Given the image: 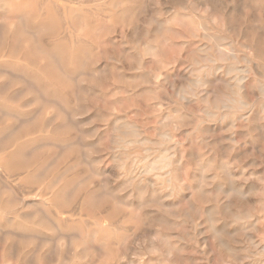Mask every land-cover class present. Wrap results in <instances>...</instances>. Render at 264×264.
Returning a JSON list of instances; mask_svg holds the SVG:
<instances>
[{"label":"rangeland","instance_id":"374dc122","mask_svg":"<svg viewBox=\"0 0 264 264\" xmlns=\"http://www.w3.org/2000/svg\"><path fill=\"white\" fill-rule=\"evenodd\" d=\"M97 1L0 0V264H264V0Z\"/></svg>","mask_w":264,"mask_h":264},{"label":"bare ground","instance_id":"6f19581e","mask_svg":"<svg viewBox=\"0 0 264 264\" xmlns=\"http://www.w3.org/2000/svg\"><path fill=\"white\" fill-rule=\"evenodd\" d=\"M23 1H24V0H23ZM72 1H73V0H72ZM94 1H95V0H94ZM96 1H97V0H96ZM99 1H100V0H99ZM101 1H102V0H101ZM105 1H106V0H105ZM134 1H135V0H134ZM147 1H148V0H147ZM149 1H150V0H149ZM195 1H196V0H195ZM25 2H26V1H25ZM36 2H38V1H36ZM45 2H46V1H45ZM76 2H77V1H76ZM76 2H75V3H76ZM97 2H98V1H97ZM145 2H146V1H145ZM160 2H161V1H160ZM48 3H49V1H48ZM52 3H53V0H52ZM73 3H74V2H73ZM95 3H96V2H95ZM185 3H186V2H185ZM207 3H208V2H207ZM236 3H237V2H236ZM35 4H36V3H35ZM37 4H39V3H37ZM41 4H42V3H41ZM50 4H51V3H50ZM71 4H72V3H71ZM83 4H85V3H83ZM125 4H126V3L123 1V5H124V6H125ZM143 4H145V3H143ZM182 4H183V2H182ZM199 4H200V3H199ZM219 4H220V3H219ZM23 5H24V4H23ZM54 5H55V4H54ZM72 5H73V4H72ZM105 5H106V4H105ZM123 5H122V6H123ZM169 5H170V4H169ZM193 5H194V4H193ZM24 6H25V5H24ZM43 6H44V5H43ZM43 6H42V7H43ZM133 6H134V5H133ZM216 6H217V5H216ZM224 6H225V5H224ZM38 7H39V6H38ZM77 7H78V6H77ZM129 7H130V6H129ZM51 8H52V7H51ZM62 8H63V7H62ZM68 8H69V5H68ZM208 8H209V7H208ZM214 8H215V7H214ZM214 8H213V9H214ZM40 9H41V8H40ZM46 9H47V8H46ZM71 9H72V8H71ZM100 9H101V8H100ZM100 9H99L98 11H100ZM123 9H124V8H123ZM125 9H126V8H125ZM209 9H210V8H209ZM31 10H32V9H31ZM41 10H42V9H41ZM64 10H65V12H66V9H64ZM101 10H102V9H101ZM120 10H121V9H120ZM139 10H140V9H139ZM170 10H171V9H170ZM224 10H225V8H224ZM28 11H29V10H28ZM95 11H97V10H95ZM141 11H142V10H141ZM185 11H187V10H185ZM217 11H218V10H217ZM39 12H40V10H39ZM122 12H123V11H122ZM29 13H31V12L29 11ZM46 13H47V12H46ZM62 13H63V15L65 14L64 12H61V16H62ZM66 13H67V12H66ZM92 13H93V12H92ZM2 14H3V13H2ZM4 14H5V13H4ZM13 14H14V12H13ZM16 14H17V13H16ZM19 14H20V13H19ZM57 14H58V13H57ZM94 14H95V13H94ZM119 14H120V13H119ZM129 14H130V13H129ZM134 14H135V13H134ZM142 14H143V13H142ZM0 15H1V14H0ZM5 15H6V14H5ZM5 15H3V17H4ZM14 15H15V14H14ZM47 15H48V14H47ZM47 15H46V16H47ZM49 15H50V14H49ZM66 15H67V14H66ZM81 15L83 16V13H82ZM81 15H79V17H81ZM24 16H25V15H24ZM94 16H95V15H94ZM119 16H120V15H119ZM122 16H123V15H122ZM124 16H125V15H124ZM142 16H143V15H142ZM17 17H18V16H17ZM47 17H48V16H47ZM67 17H68V16H66V18H67ZM106 17H107V16H106ZM157 17H158V16H157ZM176 17H177V16H176ZM18 18H19V17H18ZM45 18H46V17H45ZM52 18H53V17H52ZM62 18H64V16H63ZM84 18H85V17H84ZM110 18H111V17H110ZM117 18H118V16H117ZM121 18H122V17H121ZM144 18H145V17H144ZM9 19H10V17H9ZM14 19H15V18H14ZM49 19H51V18H49ZM80 19H81V18H80ZM85 19H86V18H85ZM137 19H138V18H137ZM140 19H141V18H140ZM140 19H139V20H140ZM146 19H147V18H146ZM2 20H3V19H2ZM47 20H48V19H47ZM64 20H66V19L64 18ZM141 20H142V19H141ZM53 21H54V20H53ZM110 21H111V20H110ZM114 21H115V19H114ZM120 21H121V20H120ZM172 21H173V20H172ZM23 22H24V21H23ZM59 22H60V20H59ZM65 22H66V21H65ZM88 22H89V21H88ZM107 22H108V21H107ZM163 22L165 23L166 21L163 20ZM192 22H193V21H192ZM200 22H201V21H200ZM48 23H49V22H48ZM85 23H86V22H85ZM141 23H142V22H141ZM150 23H151V22H150ZM171 23H172V22H171ZM195 23H196V22H195ZM195 23H194V24H195ZM51 24H52V23H51ZM62 24H63V23H62ZM65 24H66V23H65ZM77 24H78V23H77ZM77 24H76V25H77ZM90 24H91V22H90ZM90 24H89V25H90ZM196 24H198V22H197ZM202 24H203V23H202ZM207 24H208V23H207ZM42 25H43V24H42ZM87 25H88V24H87ZM93 25H94V24H93ZM142 25H143V24H142ZM164 25H165V24H164ZM198 25H199V24H198ZM40 26H41V25H40ZM60 26H61V25H60ZM64 26H65V25H64ZM82 26H83V25H82ZM85 26H86V25H85ZM85 26H83V27H85ZM90 26H92V25H90ZM165 26H166V25H165ZM196 26H197V25H196ZM50 27H51V26H50ZM124 27H125V26H124ZM158 27H159V26H158V24H157V28H158ZM197 27H198V26H197ZM200 27H201V26H200ZM202 27H203V26H202ZM33 28H34V27H33ZM57 28H59V27H57ZM62 28H63V27H62ZM62 28H61V29H62ZM64 28H65V27H64ZM120 28H122V26H121ZM138 28H139V26H138ZM138 28H137V29H138ZM43 29H44V27H43ZM52 29H53V28H52ZM61 29H60V30H61ZM78 29H79V28H78ZM158 29H159V28H158ZM158 29H157V30H158ZM60 30H59V31H60ZM85 30H86V29H85ZM157 30H156V31H157ZM164 30H165V29H164ZM26 31H27V30H26ZM32 31H33V30H32ZM38 31H39V29H38ZM63 31H64V30H63ZM77 31H78V30H77ZM77 31H76V32H77ZM189 31H190V30H189ZM27 32H29V31H27ZM51 32H52V31H51ZM73 32H74V31H73ZM29 33H32V32H29ZM97 33H98V32H97ZM97 33H96V34H97ZM161 33H163V32L161 31ZM33 34H34V33H33ZM59 34H61V33L59 32ZM64 34H65V33H64ZM64 34H63V35H64ZM207 34H208V33H207ZM13 35H14V34H12V36H13ZM65 35H66V34H65ZM68 35H69V34H68ZM68 35H66V36H68ZM45 36H46V35H45ZM45 36H44V37H45ZM66 36H65V37H66ZM99 36H100V35H99ZM209 36H210V35H209ZM20 37H21V36H20ZM65 37H64V38H65ZM210 37H211V36H210ZM8 38H9V37H8ZM47 38H48V37H47ZM55 38H56V37H55ZM61 38H63V37H61ZM5 39H6V38H5ZM18 39H19V38H18ZM58 39H59V38H58ZM68 39H69V37H68ZM95 39H96V38H95ZM97 39H98V38H97ZM209 39H210V38H209ZM209 39H208V40H209ZM36 40H37V39H36ZM66 40H67V39H66ZM211 40H212V38L210 39V41H211ZM221 40H222V39H221ZM221 40H220V41H221ZM62 41H63V40H62ZM67 41H68V40H67ZM113 41H114V40H113ZM74 42H75V40H74ZM98 42H99V41H98ZM60 43H62V42H60ZM65 43H66V42H65ZM110 43H111V42H110ZM191 43H192V42H191ZM214 43H216V42H214ZM17 44H18V43H17ZM69 44H70V43H69ZM217 44H218V43H217ZM222 44H223V43H222ZM115 45H116V44H115ZM179 45H180V44H179ZM160 46H161V44H160ZM0 47H1V45H0ZM19 47H20V46H19ZM39 47H40V45H39ZM60 47H61V46H60ZM64 47H65V46H64ZM64 47H63V48H64ZM217 47H218V46H217ZM217 47H216V48H217ZM13 48H14V47H13ZM51 48H52V47H51ZM107 48H108V47H107ZM160 48H162V46H161ZM221 48H222V47H221ZM223 48H225V47H223ZM8 49H9V48H8ZM38 49H40V48H38ZM225 49H226V48H225ZM230 49H231V48H230ZM94 50H95V48H94ZM223 50H224V49H222L221 51H223ZM226 50H227V49H226ZM38 51H39V50H38ZM90 51H91V50H90ZM11 52H12V51H11ZM13 52H14V51H13ZM216 52H217V51H216ZM216 52H215V53H216ZM218 52H219V51H218ZM192 53H193V52H192ZM219 53H220V52H219ZM229 53H230V52H229ZM7 54H8V53H7ZM153 54H154V53H153ZM178 54H181V53H178ZM231 54H232V52H231ZM233 54H234V53H233ZM92 55H93V54H92ZM217 55H218V54H217ZM226 55H227V53H226ZM226 55H225V56H226ZM5 56H6V55H5ZM221 56H222V55H220V57H221ZM223 56H224V55H223ZM78 57H79V56H78ZM149 57H150V56H149ZM210 57H212V56L210 55ZM218 57H219V55H218ZM218 57H217V58H218ZM20 58H21V57H20ZM22 58H23V57H22ZM36 58H37V57H36ZM76 58H77V57H76ZM80 58H81V56H80ZM203 58H204V57H203ZM0 59H1V57H0ZM91 59H92V58H91ZM223 59H224V58H223ZM223 59H222V60H223ZM4 60H5V59H4ZM23 60H24V59H23ZM154 60H155V59H154ZM157 60H158V59H157ZM35 61H36V60H35ZM78 61H79V60H78ZM208 61H209V60H208ZM224 61H225V60H224ZM79 62H80V61H79ZM173 62H174V61H173ZM32 63H33V62H32ZM90 63H91V62H90ZM96 63H97V62H96ZM137 63H138V62H137ZM159 63L161 64V62H159ZM25 64H26V63H25ZM35 64H36V63H35ZM58 64H59V63H58ZM185 64H186V62H185ZM263 64H264V63H263ZM138 65H139V64H138ZM158 65H159V64H158ZM158 65H157V66H158ZM154 66H155V65H154ZM161 66H162V65H161ZM166 66H167V65H166ZM164 67H165V66H164ZM228 67H229V66H228ZM77 68H78V67H77ZM156 68H157V67H156ZM158 68H161V67H158ZM162 68H163V66H162ZM187 68H188V67H187ZM220 68H221V67H220ZM220 70H221V69H220ZM73 71H74V69H73ZM158 71H159V70H157V72H158ZM162 71H163V70H162ZM75 72H76V71H75ZM79 72H80V71H79ZM81 72H83V71H81ZM159 72H160V71H159ZM230 72H231V70H230ZM239 72H240V71H239ZM59 73H60V72H59ZM77 73H78V72H77ZM84 73H85V72H84ZM190 73H191V72H190ZM198 73H199V72H198ZM210 73H211V72H210ZM226 73H227V72H226ZM28 74H29V73H28ZM63 74H64V73H63ZM180 74H181V73H180ZM12 75H13V74H12ZM77 75H78V74H77ZM80 75H81V74H80ZM158 75H159V74H158ZM158 75H155V76H158ZM225 75H226V74H225ZM228 75H229V74H228ZM69 76H70V75H69ZM65 77H66V76H65ZM76 77H77V76H76ZM185 78H187V77H184V79H185ZM213 78H215V77H213ZM122 79H123V78H122ZM166 79H167V78H166ZM240 79H242V78H240ZM244 79H245V78H244ZM164 80H165V79H164ZM178 80H179V79H178ZM178 80H176V81H178ZM215 80H216V78H215ZM222 80H224V79H222ZM231 80H232V79H231ZM236 80H237V79H236ZM236 80H235V81H236ZM204 81H205V80H204ZM204 81H203V82H204ZM67 82H68V81H67ZM163 82H166V81H163ZM206 82H207V81H206ZM216 82H217V80H216ZM223 82H224V81H223ZM27 83H28V82H27ZM190 83H192V82L190 81ZM226 83H227V82H226ZM164 84H165V83H164ZM172 84H173V81H172ZM182 84H183V83H182ZM199 84H200V83H199ZM222 84H223V83H222ZM43 85H44V84H43ZM166 85H167V84H166ZM192 85L194 86V84H192ZM225 85H227V84H225ZM252 85H253V84H252ZM189 87H190V86H189ZM203 87H204V86H203ZM229 87H231V86L229 85ZM238 87H239V86H238ZM200 88H201V87H200ZM215 88H216V87H214V89H215ZM214 89H213V90H214ZM231 89H232V88H231ZM236 89H237V88H236ZM243 89H244V88H243ZM41 90H42V89H41ZM142 90H143V89H142ZM183 90H184V89H183ZM183 90H182V91H183ZM225 90H226V88H225ZM244 90H245V89H244ZM247 90H248V88H247ZM2 91H3V90H2ZM140 91H141V90H140ZM143 91H144V90H143ZM185 91H186V90H185ZM20 92H21V91H20ZM183 92H184V91H183ZM200 92H201V91H200ZM211 92H212V91H211ZM231 92H232V91H231ZM262 92H263V91H262ZM21 93H22V92H21ZM123 93H124V92H123ZM141 93H142V92H141ZM147 93H148V92H147ZM248 93H249V92H248ZM127 94H128V93H127ZM177 94H178V93H177ZM191 94H192V93H191ZM197 94H198V93H197ZM238 94H239V92H238ZM45 95H46V94H45ZM131 95H132V94H131ZM192 95H193V94H192ZM210 95H211V93H210ZM210 95H209V96H210ZM212 95H213V94H212ZM214 95H215V94H214ZM222 95H223V93H222ZM227 96H228V95H227ZM24 97H25V96H24ZM193 97H194V96H193ZM213 97H214V96H213ZM182 98H183V97H182ZM204 98H205V97H204ZM220 98H221V97H220ZM205 99H206V98H205ZM225 99H226V98H225ZM1 100H2V99H1ZM32 100H33V99H32ZM35 100H36V99H35ZM147 100H148V99H147ZM181 100H182V99H181ZM183 100H184V99H183ZM226 100H228V99H226ZM231 100H232V99H231ZM233 100H234V99H233ZM247 100H248V99H247ZM186 101H188V100H186ZM240 101H241V100H240ZM244 102H245V101H244ZM37 103H38V101H37ZM127 103H128V102H127ZM142 103H143V102H142ZM142 103H141V104H142ZM184 103H185V102H184ZM186 103H187V102H186ZM188 103H189V102H188ZM212 103H216V102L213 101ZM237 103H238V102H237ZM240 103H241V102H240ZM245 103H246V102H245ZM2 104H3V103H2ZM52 104H53V103H52ZM157 104H158V103H157ZM157 104H155V105H157ZM216 104H218V103H216ZM3 105L5 106V104H3ZM36 105H37V104H36ZM127 105H128V104H127ZM132 105H133V104H132ZM218 105H219V104H218ZM226 105H227V104H226ZM124 106H125V105H124ZM216 106H217V105H216ZM216 106H215V107H216ZM222 106H223V104H222ZM224 106H225V105H224ZM228 106H230V105H228ZM38 107H39V106H38ZM246 107H247V106H246ZM5 108H6V107H5ZM141 108H144V107L142 106ZM154 108H155V107H154ZM3 109H4V108H3ZM40 109H41V108H40ZM238 109H239V108H238ZM153 110H155V109H153ZM226 110H227V109H226ZM228 110H229V109H228ZM250 110H251V109H250ZM229 111H230V110H229ZM154 112H155V111H154ZM238 112H239V111H238ZM240 112H241V111H240ZM251 112H253V111H251ZM2 113H3V112H2ZM149 113H150V112H149ZM15 115H16V114H15ZM28 116H29V113H28ZM209 117H210V116H209ZM14 118H15V117H14ZM17 118H18V117H17ZM27 118H28V117H27ZM227 120H228V119H227ZM24 121H25V120H24ZM34 121H35V120H34ZM230 121H231V120H230ZM244 121H245V120H244ZM33 123H34V122H33ZM16 124H17V123H16ZM16 124H15V126H16ZM119 126H120V125H119ZM12 127H13V126H12ZM125 127H126V126H125ZM133 127H134V126H133ZM129 128H130V127H128V129H129ZM16 129H17V128H16ZM33 129H34V128H33ZM118 129H119V127H118ZM128 129H127V130H128ZM116 130H117V129H116ZM125 130H126V129H125ZM117 131H118V130H117ZM123 131H124V130H123ZM134 131H135V130H134ZM123 133H124V132H123ZM133 133H134V132H133ZM134 134H135V133H134ZM132 136H133V134H132ZM132 136H131V137H132ZM137 136H138V135H137ZM18 137H19V136H18ZM18 137H17V138H18ZM125 137H127V135H126ZM161 137H162V136H161ZM101 138H102V137H101ZM165 138L167 139L168 137H165ZM2 139H3V138H1V140H2ZM163 139H164V137H163ZM126 140H127V139H126ZM152 140H153V139H152ZM167 140H168V139H167ZM154 141H155V140H154ZM2 142H3V141H2ZM15 142H16V141H15ZM80 142H81V141H80ZM131 142H132V141H131ZM138 142H139V141H138ZM141 142H142V141H141ZM148 142H149V141H148ZM61 143H62V142H61ZM128 143H129V141H128ZM2 144H4V143H2ZM63 144H65V143H63ZM63 144H62V145H63ZM66 144H67V143H66ZM121 144H122V143H121ZM132 144H133V143H132ZM135 144H136V143H135ZM141 144H142V143H141ZM158 144H159V143L157 142V146H158ZM51 145H52V144H51ZM129 145H130L129 147L131 148V143H130ZM136 145H137V144H136ZM145 145H146V143H145ZM151 145H152V144H151ZM151 145H150V146H151ZM65 146H67V145H65ZM79 146H80V145H79ZM18 147H19V146H18ZM70 147H71V146H70ZM123 147H124V146H123ZM64 148H65V147H64ZM11 149H12V148H11ZM17 149H18V148H17ZM169 149H170V148H169ZM34 150H35V148H34ZM77 150H78V149H77ZM81 150H82V149H81ZM131 150H132V149H131ZM4 151H5V150H4ZM12 151H13V149H12ZM9 152H10V150H9ZM62 152H63V151H62ZM133 152H134V151H133ZM162 152H163V151H162ZM143 153H144V152H143ZM58 154H59V153H58ZM81 154H82V153H81ZM119 154H120V153H119ZM124 154H125V153H124ZM133 154H134V153H133ZM163 154L165 155L164 152H163ZM65 155H66V154H65ZM65 155H64V156H65ZM117 155H118V154H117ZM129 155H130V154H129ZM145 155H146V154H145ZM138 156H139V155H138ZM159 156H160V155H159ZM46 157H47V156H46ZM48 157H49V156H48ZM101 157H102V156H101ZM101 157H100V158H101ZM149 157H150V156H149ZM13 158H14V156H13ZM65 158H66V157H65ZM120 158L122 159V157H120ZM136 158H137V157H136ZM6 159H7V158H6ZM166 159H167V158H166ZM180 159H181V158H180ZM44 160H45V158H44ZM97 160H98V159H97ZM126 160H127V159H126ZM158 160H159V159H158ZM80 161H81V160H80ZM133 161H134V159H133ZM144 161H145V160H144ZM156 161H157V159H156ZM159 161H160V160H159ZM5 162H7V161H5ZM39 162H40V161H39ZM140 162H141V161H140ZM149 162H150V161H149ZM153 162H154V161H153ZM10 163H11V162H10ZM10 163H9V164H10ZM93 163H94V162H93ZM135 163H136V162H135ZM4 164H5V163H4ZM9 164H8V165H9ZM12 164H13V163H12ZM131 164H132V163H131ZM151 164H152V163H151ZM25 165L28 166L29 164H25ZM46 165H47V164H46ZM87 165H88V164H87ZM87 165H86V166H87ZM142 165H143V164H142ZM153 165H155V164H153ZM165 165H166V164H165ZM21 166H22V165H21ZM21 166H19V167H21ZM26 166L23 165V168H24V167L26 168ZM32 166H33V165H32ZM49 166H50V165H49ZM102 166H103V165H102ZM157 166H158V165H157ZM1 167H2V166H1ZM45 167H46V166H45ZM150 167H152V166H150ZM150 167H148V168H150ZM201 167H202V166H201ZM2 168H3V170H4V166H3ZM25 168H24V169H25ZM136 168H137V166H136ZM18 169H19V168H18ZM21 169H22V168H21ZM21 169H20V170H21ZM28 169H29V167H28ZM34 169H35V168H34ZM142 169H143V168H142ZM164 169H165V168H164ZM205 169H206V168H205ZM207 169H208V167H207ZM40 170H41V169H40ZM101 170H102V169H101ZM22 171H24V170L22 169ZM139 171H140V170H139ZM147 171H148V169H147ZM161 171H162V170H161ZM204 171H205V170H204ZM7 172H8V171H7ZM19 172H20V171L18 170V173H19ZM36 172H37V171H36ZM2 173H3V172H2ZM18 173H17V175H18ZM24 173H25V172H24ZM34 173H35V172H34ZM150 173H151V172H150ZM179 173H180V172H179ZM206 173H207V171H206ZM26 174H27V173H26ZM30 174H31V172H30ZM20 175H21V173H20ZM33 175H34V174H32V176H33ZM35 175H36V174H35ZM38 175H40V174H38ZM218 175H219V174H218ZM5 176H7V174H5ZM22 176H23V175H22ZM131 176H132V175H131ZM154 176H155V175H154ZM17 177H19V175H18ZM17 177H15V178H17ZM192 177H194V176H192ZM10 178H11V177H10ZM13 178H14V176H13ZM26 178H28V177L26 176ZM32 178H33V177H32ZM32 178H31V179H32ZM58 178H59V177H58ZM126 178H127V177H126ZM190 178H191V177H190ZM1 179H2V177H1ZM1 179H0V180H1ZM7 179H8V178H7ZM36 179H37V178H36ZM34 180H35V179H34ZM57 180H58V179H57ZM82 180H83V179H82ZM146 180H147V179H146ZM214 180H215V179H214ZM18 181H19V180H18ZM32 181H33V180H32ZM55 181H56V180H55ZM173 181H174V180H173ZM173 181H172V182H173ZM11 182H12V181H11ZM13 182H14V181H13ZM40 182H42V181H40ZM40 182H38V183H40ZM43 182H44V180H43ZM165 182H166V181H165ZM170 182H171V181H170ZM175 182H177V181H176V177H175ZM16 183H18V182H16ZM27 183L29 184L28 180H27ZM78 183H79V182H78ZM147 183H148V182H147ZM22 184H23V183H22ZM28 184H27V185H28ZM167 184H168V183H167ZM18 185L20 186V183H19ZM40 185H41V184H40ZM145 185H146V184H145ZM23 186H24V184H23ZM23 186H22V187H23ZM51 186H53V185L51 184ZM61 186H62V185H61ZM76 186H77V185H76ZM167 186H168V185H167ZM20 187H21V186H20ZM26 187H27V186H26ZM135 187H136V186H135ZM11 188H12V187H11ZM33 188H34V187H33ZM64 188H65V186H64ZM167 188H168V187H167ZM174 188H175V187H174ZM55 189H56V188H55ZM55 189H54V191H55ZM59 189H60V188H59ZM25 190H26V188H25ZM35 190H36V189H35ZM73 190H74V189H73ZM171 190L173 191V189H171ZM230 190H231V189H230ZM9 191H10V190H9ZM11 191H12V190H11ZM19 191H20V190H19ZM30 191H31V190H30ZM57 191H58V190H57ZM20 192H21V191H20ZM20 192H19V193H20ZM23 192H24V190H23ZM33 192H34V191H33ZM36 192H37V191H36ZM44 192H45V191H44ZM93 192H94V191H93ZM153 192H154V191H153ZM31 193H32V191H31ZM169 193H171V192H169ZM28 194H30V192H29ZM33 194H34V193H33ZM43 194H44V193H43ZM49 194H51V192L48 193V195H49ZM64 194H65V193H64ZM66 194H67V193H66ZM154 194H155V193H154ZM40 195H41V194H40ZM56 195H57V194H56ZM84 195H85V194H84ZM103 195H104V194H103ZM27 196H28V195H27ZM30 196H31V195H30ZM33 196H34V195H33ZM35 196H36V194H35ZM64 196H65V195H64ZM149 196H150V195H149ZM163 196H164V195H163ZM46 197H48V196L46 195ZM141 197H142V196H141ZM143 197H144V196H143ZM146 197H147V196H146ZM153 197H154V196H153ZM17 198H18V197H17ZM21 198H22V197H21ZM49 198H50V197H49ZM148 198H149V197H148ZM159 198H160V197H159ZM34 199H35V198H34ZM153 199H154V198H153ZM19 200H20V199H19ZM37 200H38V199H37ZM43 200H44V199H43ZM48 200H50V199H48ZM108 200H109V198H108ZM158 200H159V199H158ZM7 201H8L9 204H10V201H9V200H7ZM7 201H5V202H7ZM11 201H13V200H11ZM56 201H57V200H56ZM167 201H168V200H167ZM2 202H3V201H1V203H2ZM33 202H34V201H33ZM45 202H46V201H45ZM68 202H69V201H68ZM80 202H81V201H80ZM38 203H39V202H38ZM153 203H154V202H153ZM40 204H42V203H40ZM71 204H72V203H71ZM3 205H4V204H3ZM26 205H27V204H26ZM45 205H46V204H45ZM169 205H170V204H169ZM8 206H9V205H8ZM11 206H12V205H11ZM94 206H95V205H94ZM2 207H3V206H2ZM4 207H5V206H4ZM24 207H26V206H24ZM92 207H93V206H92ZM95 207H96V206H95ZM53 208H54V207H53ZM97 208H99V207H97ZM97 208H96V209H97ZM1 209H2V208H1ZM34 209H35V208H34ZM42 209H43V208H42ZM91 209H92V208H91ZM104 209H105V208H104ZM104 209H103V210H104ZM106 209H108V208L106 207ZM115 209H116V208H115ZM40 210H41V209H40ZM72 210H73V209H72ZM81 210H82V209H81ZM94 210H95V209H94ZM103 210H102V213H103ZM108 210H109V209H108ZM225 210H226V209H224V211H225ZM14 211H15V210H14ZM26 211H27V210H26ZM49 211H50V210H49ZM59 211H60V210H59ZM87 211H88V210H87ZM105 211H106V210H105ZM20 212H21V211H20ZM20 212H18V213H20ZM81 212H82V211H81ZM93 212H94V211H93ZM28 213H29V212H28ZM59 213H60V212H59ZM69 213H70V212H69ZM71 213H72V212H71ZM76 213H77V212H76ZM10 214H11V213H10ZM89 214H91V213L89 212ZM94 214H95V213H94ZM104 214H105V213H104ZM106 214H107V212H106ZM130 214H131V213H130ZM227 214H228V213H227ZM20 215H21V214H20ZM26 215H27V214H26ZM63 215H64V214H63ZM73 215H74V214H73ZM73 215H72V216H73ZM59 216H60V215H59ZM69 216H70V215H69ZM74 216H75V215H74ZM83 216H84V215H83ZM88 216H89V215H88ZM88 216H87V217H88ZM113 216H115V215H113ZM116 216H117V215H116ZM133 216H134V215H133ZM5 217H6V216H5ZM16 217H18V216H16ZM22 217H23V216H22ZM49 217H50V216H49ZM70 217H71V216H70ZM7 218H8V217H7ZM14 218H15V216H14ZM24 218H25V217H24ZM51 218H52V217H51ZM67 218H68V217H67ZM92 218H93V217H92ZM106 218H107V217H106ZM123 218H124V217H123ZM127 218H128V215H127ZM245 218H246V217H245ZM249 218H250V217H249ZM261 218H262V217H261ZM32 219H33V218H32ZM124 219H125V218H124ZM132 219H134V218L132 217ZM9 220H10V219H9ZM13 220H14V219H13ZM16 220H17V219H16ZM16 220H15V221H16ZM23 220H24V219H23ZM28 220H30V219H28ZM38 220H39V219H38ZM72 220H73V219H72ZM242 220H243V219H242ZM4 221H5V220H4ZM26 221H27V220H26ZM46 221H47V220H46ZM51 221H52V220H51ZM16 222H17V221H16ZM19 222H20V221H19ZM47 222H48V221H47ZM101 222H102V221H101ZM105 222H106V221H105ZM105 222H104V223H105ZM11 223H12V222H11ZM32 223H34L33 220H32ZM40 223H41V222H40ZM59 223H60V222H59ZM137 223H139V222H137ZM24 224H25V223H24ZM24 224H23V225H24ZM27 224H28V223H27ZM30 224H31V221H30ZM101 224H102V223H101ZM139 224H140V223H139ZM8 225H9V224H8ZM49 225H50V224L48 223V226H49ZM93 225H94V224H93ZM19 226H20V225H19ZM25 226H26V225H25ZM25 226H24V227H25ZM46 226H47V224H46ZM48 226H47V227H48ZM54 226H55V225H54ZM66 226H67V225H66ZM224 226H225V225H224ZM131 227H132V226H131ZM137 227H138V226H137ZM49 228H50V227H49ZM49 228H48V229H49ZM97 228H98V227H97ZM110 228H111V227H110ZM5 229H6V228H5ZM36 229H37V228H36ZM54 229H55V227H54ZM49 230H50V229H49ZM101 230H102V229H101ZM12 231H14V229H13ZM53 231H54V230H53ZM53 231H52V232H53ZM3 232H4V231H3ZM8 232H9V231H8ZM16 232H17V231H16ZM93 232H94V231H93ZM99 232H100V231H99ZM99 232H98V233H99ZM103 232H104V231H103ZM88 233H89V232H88ZM13 234H14V233H13ZM54 234H56V233H54ZM105 234H106V232H105ZM6 236H7V235H6ZM30 236H31V235H30ZM32 236H33V235H32ZM54 236H55V235H54ZM58 236H59V234H58ZM68 237H69V236H68ZM70 237H71V236H70ZM73 237H74V236H73ZM88 237H89V236H88ZM11 238H12V237H11ZM25 238H26V237H25ZM53 238H54V237H53ZM58 238H59V237H58ZM65 238H66V237H65ZM81 238H82V236H81ZM108 238H109V237H108ZM49 239H50V238H49ZM49 239H47V240H49ZM85 239H87V237H86ZM94 239H95V238H94ZM0 240H1V239H0ZM2 240H3V239H2ZM11 240H12V239H11ZM33 240H34V239H33ZM53 240H54V239H53ZM60 240H61V238H60ZM120 240H121V239H120ZM29 242H30V241H29ZM27 243H28V242H27ZM55 243H57V241H56ZM89 243H91V242L89 241ZM0 244H1V243H0ZM2 244H3V243H2ZM107 244H108V243H107ZM200 244H201V243H200ZM21 245H22V244H21ZM46 245H47V244H46ZM16 246H17V244H16ZM22 246H23V245H22ZM26 246H27V245H26ZM107 246H109V245H107ZM14 247H15V246H14ZM91 247H93V246H91ZM199 247H200V246H199ZM15 248H16V247H15ZM15 248H14V250H15ZM22 248H23V247H22ZM57 248H58V247H56V249H57ZM107 248H108V247H107ZM107 248H106V249H107ZM110 248H111V247H110ZM54 249H55V247H54ZM65 249H66V248H65ZM123 249H124V248H123ZM50 250H51V249H50ZM16 251H17V250H16ZM40 251H41V250H40ZM40 251H39V252H40ZM51 251H52V250H51ZM86 251H87V250H86ZM93 251H94V250H93ZM14 252H15V251H14ZM56 252H57V251H56ZM124 252H125V251H124ZM34 253H36V252L34 251ZM53 253H54V250H53ZM82 253H83V252H82ZM82 253H81V256H82ZM88 253H89V252H88ZM15 254H16V253H15ZM28 254H29V253H28ZM34 255H35V254H34ZM53 255H54V254H53ZM56 255H57V254H56ZM74 255H75V254H74ZM85 255H86V252H85ZM122 255H123V253H122ZM124 255H125V254H124ZM3 256H4V255H3ZM3 256H2V257H3ZM32 256H33V255H32ZM71 256H72V255H71ZM91 256H92V255H91ZM106 256H107V255H106ZM110 256H112V255L110 254L109 257H110ZM54 257H55V256H54ZM67 257H68V256H67ZM82 257H83V256H82ZM65 258H66V257H65ZM73 258H75V257H73ZM104 258H105V257H104ZM259 258H260V257H259ZM23 259H24V258H23ZM45 259L47 260V258H45ZM55 259H56V258H55ZM58 259H59V258H58ZM63 259H64V258H63ZM69 259H70V257H69ZM107 259H108V258H107ZM107 259H106V260H107ZM109 259L112 261L113 258H109ZM7 260H8V259H7ZM72 260H73V259H72ZM72 260H71V262H72ZM81 260H83V259H81ZM86 260H87V259H86ZM117 260H118V259H117ZM43 261H44V260H43ZM60 261H62V260H60ZM66 261H67V260H66ZM79 261H80V260H79ZM93 261H94V260H93ZM111 261H110V262H111ZM46 262H47V261H46ZM64 262H65V261H64ZM89 262H90V261H89ZM95 262H96V261H95ZM97 262H99V260H98ZM103 262H104V261H103ZM110 262H109V263H110ZM256 262H257V261H256ZM69 263H70V261H69ZM107 263H108V262H107ZM257 263H258V262H257ZM53 264H55V263H53ZM62 264H63V263H62ZM84 264H85V263H84ZM93 264H95V263H93Z\"/></svg>","mask_w":264,"mask_h":264}]
</instances>
